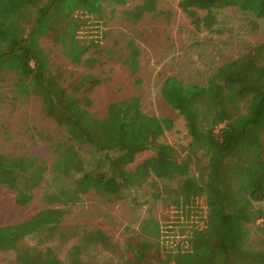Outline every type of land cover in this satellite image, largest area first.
Masks as SVG:
<instances>
[{
    "label": "trees",
    "instance_id": "obj_1",
    "mask_svg": "<svg viewBox=\"0 0 264 264\" xmlns=\"http://www.w3.org/2000/svg\"><path fill=\"white\" fill-rule=\"evenodd\" d=\"M127 2L0 0V83L13 76L16 95L41 100L42 113L60 132V139L54 137L51 144L50 173L74 182L73 188L62 185L57 192L45 194L44 202L73 205L89 193L113 197L140 188L149 178L174 183L168 198L177 216L192 222V228L185 248L178 245L173 255L165 256L157 249L153 264H264V43L219 65L204 85L173 76L163 80L161 98L183 119L189 138L186 158L181 159L174 146L161 141L173 129L171 119L143 112L137 97L112 102L105 116L94 117L89 93L101 80L86 75L77 83H65L40 47L42 38L52 36L69 60L79 65L88 46L76 35L78 17L95 16L104 5L123 7ZM230 6L257 19L264 17V0L178 3L197 30L211 29L213 10ZM156 10V0H142L124 15L136 21L157 14ZM198 11L205 16L199 17ZM128 47L126 64L135 74L139 51L133 42ZM86 148L102 155L96 168L84 162L81 151ZM147 151L151 156L136 163ZM47 170L35 156L0 153V185L14 192L19 206L31 201L32 189L44 181ZM201 199L204 209L199 206ZM62 214L59 209L0 226V252H13L19 264H86L84 251L100 247L118 255L115 264H152L147 244L160 236L154 218L140 225L139 236L122 251L99 230L61 233ZM202 220L200 226H193ZM41 232L61 233L62 240L79 237L63 259L50 251L20 246L23 238Z\"/></svg>",
    "mask_w": 264,
    "mask_h": 264
},
{
    "label": "rangeland",
    "instance_id": "obj_2",
    "mask_svg": "<svg viewBox=\"0 0 264 264\" xmlns=\"http://www.w3.org/2000/svg\"><path fill=\"white\" fill-rule=\"evenodd\" d=\"M127 1L123 7L104 5L98 15L78 17L80 26L76 35L81 44L88 46L79 65L69 60L52 36L42 38L40 47L48 56L51 69L61 73L65 83H77L86 75L101 80L89 93L90 112L94 117L105 116L112 102L137 97L143 112L173 121V129L165 132L161 141L174 146L181 159L186 158L189 138L184 121L161 98L163 80L173 76L184 83L204 85L219 65L264 43V17L257 19L248 11L223 7L213 10L215 24L211 29L197 30L178 7L180 0H156L157 14H145L136 21L127 20L124 12L142 0ZM197 14L205 16L203 11ZM129 42L139 51L135 74L126 64L131 53ZM8 77L0 83V153L13 157L35 156L48 170L44 181L32 189L31 201L24 206L16 204L14 192L0 185V226L26 221L37 214H53L60 209L63 211L59 223L61 233L80 235L83 231L99 230L124 251L126 243H133L139 236L140 225L154 218L160 225V236L147 244L152 264L157 249L165 256L173 255L178 245L186 247L192 222L178 217L171 205L168 191L174 183L149 178L140 188L122 190L113 197L89 193L73 205L46 204L45 194L57 192L62 185L69 188L74 185L70 178L61 180L50 173L54 159L51 144L54 137L60 139L59 128L42 113L41 100L36 96L16 95L13 76ZM81 155L88 168H96L102 158L89 148L82 149ZM150 156L151 152H144L136 158V163ZM151 181L153 185L149 184ZM199 206L204 209L202 199ZM202 223L203 220L193 226ZM61 233L27 236L20 246L50 251L63 259L79 236L62 240ZM82 257L86 264H115L118 259L117 254L100 247L86 249ZM0 264L19 263L13 252H0Z\"/></svg>",
    "mask_w": 264,
    "mask_h": 264
}]
</instances>
